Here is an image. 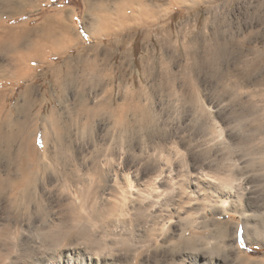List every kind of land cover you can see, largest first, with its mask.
Wrapping results in <instances>:
<instances>
[{"label":"clouds","instance_id":"clouds-1","mask_svg":"<svg viewBox=\"0 0 264 264\" xmlns=\"http://www.w3.org/2000/svg\"><path fill=\"white\" fill-rule=\"evenodd\" d=\"M241 3L252 6L249 0ZM255 7L235 23L258 20L254 31L264 35V0ZM257 59L241 77L231 75L229 53L222 66L194 59L166 90L156 83L142 85L127 110H121L126 101L109 100L99 115L69 111L55 125L46 122L47 152L24 135L13 154L15 141L0 134V194L7 188L27 194L19 214L8 197L6 212L15 226L0 228V257L32 264L34 249L54 225L129 239L144 230L154 233L142 249H133V256L156 249L167 258L190 238L205 247L218 245L225 264H238L241 253L232 235L242 222L247 240L264 252V199L257 198L264 192V56ZM253 77L246 93L251 100L234 104L231 90ZM226 90L229 99L221 102ZM257 101L259 111L248 114L249 103ZM239 125H256L259 131L245 132ZM217 130L224 133L220 142L211 136ZM225 175L234 178V187L220 182Z\"/></svg>","mask_w":264,"mask_h":264},{"label":"rangeland","instance_id":"rangeland-1","mask_svg":"<svg viewBox=\"0 0 264 264\" xmlns=\"http://www.w3.org/2000/svg\"><path fill=\"white\" fill-rule=\"evenodd\" d=\"M228 2L0 0V39L7 47L13 44L11 42L18 46L15 52L9 49L0 51V79H6L0 84V92L9 93L0 104H5L3 114L9 113V110L20 120L26 117L32 141L36 134L35 148L47 152L50 137L46 122L55 125L69 111L75 114L77 110H86L99 115L109 100L113 104L126 101L121 110H127L142 85L148 88L149 84L156 83L166 90L169 81L190 70V62L194 59L210 66L221 65L224 53H229L233 59L231 75L241 77L258 64V57L264 56V35L254 31L260 27L258 20L238 26L235 21L237 17L246 19L248 12H255L259 0H249L251 7L242 4L241 0H233L228 7ZM58 21L71 27L73 44L69 47L56 44V51L53 52L46 47L45 36L58 30ZM33 46H44V49L33 53ZM27 52L32 53L33 58L23 65L22 73L28 70L29 77H11L12 68L17 63L21 64L20 57ZM254 81V77L245 80L231 90L234 104L251 100L246 93L253 88ZM26 85L36 91L32 96V105L20 110V114L24 113L20 115L14 104ZM148 90L151 91L150 88ZM219 99L221 102L228 100V91L220 93ZM255 103L258 101L249 103L248 114L259 111L254 107ZM56 104L58 109H53ZM239 127L245 132L259 131L256 125ZM15 130L8 126L0 134L13 140ZM211 136L220 142L224 133L217 130ZM13 141L14 154L18 141ZM220 178L229 185L234 179L229 175ZM257 198L264 199V192H259ZM219 207L225 212L231 211L227 205ZM233 227L235 233L232 239L241 253L238 264H264V252L254 249L247 240L245 224L241 222ZM160 232H165V228L162 227ZM153 234L144 230L129 239L100 232L96 237L103 243L106 252L109 251L120 264H205L213 260L215 264H225L218 245L214 248L210 243L205 247L190 238L185 239L178 250L167 252V258L158 255L156 249L143 250L133 256V249H142ZM45 240L40 243L46 244ZM157 243H164V240ZM232 255L235 259V254Z\"/></svg>","mask_w":264,"mask_h":264},{"label":"bare ground","instance_id":"bare-ground-1","mask_svg":"<svg viewBox=\"0 0 264 264\" xmlns=\"http://www.w3.org/2000/svg\"><path fill=\"white\" fill-rule=\"evenodd\" d=\"M8 5V4H7ZM61 31L57 32L54 39L51 36L46 35L45 38L47 39L46 47L49 48L50 51H56V44H65L66 47L72 46V40L70 39V34L72 33V29L68 25H64L61 21L57 22ZM54 37V36H53ZM13 43V44H12ZM8 44V43H7ZM12 45L6 46L5 42L0 39V51L3 49H9L15 52L18 46L16 43L11 42ZM45 44V43H42ZM30 47V46H29ZM44 47V46H43ZM42 46H34L31 48L32 52L43 51L44 49ZM217 51V50H216ZM10 52V51H9ZM228 52V51H227ZM35 55V54H34ZM16 56V55H15ZM14 57V55H13ZM12 57V58H13ZM33 58L32 53L27 52L25 55H21L20 62H17V66L14 63V69L12 68L11 77H21V78H28L30 72L25 70L22 73L23 65L31 62ZM15 59V58H14ZM16 60V59H15ZM14 61V60H13ZM12 62V61H11ZM13 63V62H12ZM3 65V64H2ZM13 65V64H12ZM7 66V65H6ZM10 66V65H8ZM2 67V66H1ZM10 68V67H9ZM11 70V68H10ZM5 74V73H4ZM3 76V75H2ZM8 77V76H7ZM19 79V78H18ZM6 80L5 78L0 79V84ZM36 90L34 87L30 85H26L25 88L20 92L19 96L16 98V102L14 104L16 111L19 113L20 110L28 109L32 105L33 101V94ZM9 95L8 92H0V104L2 100H4ZM5 102V101H3ZM60 102V100H59ZM61 103V102H60ZM62 104V103H61ZM5 105V104H4ZM4 105L0 106V133L3 132L4 128L11 126L16 128L15 132L12 135V139L18 141L17 151L21 148L20 137L26 135L27 139H31V131H29L27 127V121L25 118L20 120V118H16L13 115V111H9V113L3 114ZM62 107V106H61ZM33 109V108H32ZM53 109H58V105L56 104ZM20 114V113H19ZM24 114V113H23ZM20 114V115H23ZM18 116V115H17ZM35 136L33 137L34 146H36ZM16 151V152H17ZM15 154V153H14ZM221 180V178H220ZM224 186H231L227 183L220 181ZM7 188V186H6ZM12 196L11 202V209L13 212L19 214L23 211V205L26 202L27 194L15 195L11 188H7L2 194H0V228H12L15 226V219L10 213L6 212V209L9 206L8 197ZM225 204H220L219 206H223ZM29 210L30 207H29ZM235 232L237 231V226L235 228ZM234 232V233H235ZM77 234V235H76ZM96 232L93 231H85L81 229L71 230L68 228H62L58 225L55 227L53 226V231L46 238V244L39 243L36 247V252L32 258V264H120L115 261L114 256L108 251L106 252L105 246L103 243L97 239ZM246 234V233H245ZM236 235V234H235ZM94 236V237H93ZM75 238L78 239L76 242L70 241V239ZM112 238V237H111ZM43 240V241H44ZM102 240V238H101ZM104 241V240H103ZM248 242V241H247ZM105 250V251H104ZM189 256V255H188ZM9 259V264H12L11 258L8 257H0V261L3 259ZM187 259V258H186ZM196 260V259H195ZM180 263V262H179Z\"/></svg>","mask_w":264,"mask_h":264},{"label":"crops","instance_id":"crops-1","mask_svg":"<svg viewBox=\"0 0 264 264\" xmlns=\"http://www.w3.org/2000/svg\"><path fill=\"white\" fill-rule=\"evenodd\" d=\"M88 1H91V0H88ZM59 22H60V21H59ZM57 26H58V30H57V31H55L54 33H50V34H48L49 36H51V38H53V36H54V37H57L56 33L59 32V31H61L60 28H59L58 23H57Z\"/></svg>","mask_w":264,"mask_h":264}]
</instances>
